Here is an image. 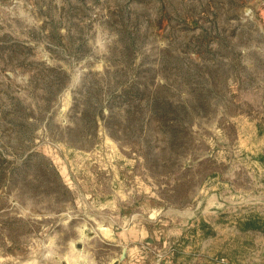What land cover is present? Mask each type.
<instances>
[{"label": "rangeland", "instance_id": "rangeland-1", "mask_svg": "<svg viewBox=\"0 0 264 264\" xmlns=\"http://www.w3.org/2000/svg\"><path fill=\"white\" fill-rule=\"evenodd\" d=\"M95 73L105 87L141 76L173 103L171 122L188 105L187 152L145 164L124 120L112 133L101 122L86 147L66 142L74 97ZM49 80L67 84L49 97L53 127L30 114L41 118L32 150L71 191L22 195L0 170V264H114L124 232L144 264H264V0H0V118L16 98L42 104ZM4 125L0 152L13 157Z\"/></svg>", "mask_w": 264, "mask_h": 264}, {"label": "trees", "instance_id": "trees-1", "mask_svg": "<svg viewBox=\"0 0 264 264\" xmlns=\"http://www.w3.org/2000/svg\"><path fill=\"white\" fill-rule=\"evenodd\" d=\"M48 69L66 74L63 68L56 66L48 65ZM107 73L106 76L111 78L110 71L107 70ZM98 75L99 73H95L91 80L89 78L74 97L70 121L62 129V135L66 142L73 146L86 147V144H91L96 140L101 122L111 131L116 128V121L124 120L129 127L133 123L136 125L137 129H134L137 130L138 139L134 144L142 150L145 164H149V161L152 162L156 158L163 159L161 155L169 156V151L173 155L178 149L177 157L181 156V152L182 154L187 152L186 142L190 132L183 133V131L189 128L192 121L188 112L186 113L188 105L183 104L182 109L184 110L179 114L175 112L176 116L172 118L171 122L168 120L167 114L170 111L167 108H170L173 103H169L166 108L165 102L157 94L148 92L146 81L141 76L136 75V78L127 79L124 82L116 81L114 83L112 81L110 86L105 87L102 82L106 76ZM118 76L122 78L125 75ZM66 84L67 80L63 81L55 91L54 80H49L42 89L44 96L42 104L38 102L25 105L16 98L11 101L9 107H6L7 111L2 110L3 117L0 118V123L5 121L4 127L12 129V133L15 134L12 142L16 143V146L11 150L13 157H8L0 152L2 186H14L22 192V195L29 189L42 185L47 186V184L58 187L60 191H71L52 159L41 151L32 150L36 130L34 121L41 118H34L33 115H30L39 112L42 118L46 119L47 129L53 127L55 125L54 116L45 115L51 109L50 104L53 102L49 97L56 96L54 103H57V95ZM103 87L107 90L105 91ZM105 108L108 109V113H105ZM163 127L167 131H164ZM177 182V185L185 184V182ZM12 218L23 232L24 230L29 231L34 223L31 219L21 216ZM8 232L11 235L10 239H14L12 229L9 228Z\"/></svg>", "mask_w": 264, "mask_h": 264}, {"label": "crops", "instance_id": "crops-1", "mask_svg": "<svg viewBox=\"0 0 264 264\" xmlns=\"http://www.w3.org/2000/svg\"><path fill=\"white\" fill-rule=\"evenodd\" d=\"M127 233H119V236H116V245H122L123 248L120 258L113 259L114 264H134L135 262V264H144V255H133V248L129 247L131 241L128 240Z\"/></svg>", "mask_w": 264, "mask_h": 264}]
</instances>
